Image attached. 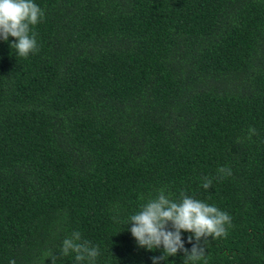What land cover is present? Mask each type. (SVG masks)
I'll use <instances>...</instances> for the list:
<instances>
[{
  "label": "trees",
  "instance_id": "16d2710c",
  "mask_svg": "<svg viewBox=\"0 0 264 264\" xmlns=\"http://www.w3.org/2000/svg\"><path fill=\"white\" fill-rule=\"evenodd\" d=\"M34 2L39 50L0 40V264H88L74 231L152 264L124 225L160 189L231 216L196 264H264V0Z\"/></svg>",
  "mask_w": 264,
  "mask_h": 264
},
{
  "label": "clouds",
  "instance_id": "9594fccd",
  "mask_svg": "<svg viewBox=\"0 0 264 264\" xmlns=\"http://www.w3.org/2000/svg\"><path fill=\"white\" fill-rule=\"evenodd\" d=\"M42 17L43 11L34 0H0V40L8 42L11 37L14 42L9 47L15 50L17 56L27 58L39 50L36 33L32 29ZM255 134L256 129L249 128L247 138L251 139ZM217 172L220 179L231 175V169L226 166L218 168ZM211 185L212 178L202 179L204 189L211 188ZM129 224L131 227L128 231L138 248L147 251L161 249L162 254L153 257L152 264H160L165 256L175 257L180 251L184 254L182 264H196L205 256L208 237L227 235L226 225H231V216L215 205L184 193L180 194L178 200H173L164 189H160L154 197L142 203L139 211L132 214L124 226ZM182 232L190 234L187 240L192 244L190 250L184 247ZM201 238H204L203 245L200 244ZM59 253L60 257L73 253L77 262L95 264L99 249L89 241L82 240L80 232L74 231L63 239ZM49 258L52 264H56L57 257L51 254ZM9 264H15V260H9Z\"/></svg>",
  "mask_w": 264,
  "mask_h": 264
}]
</instances>
